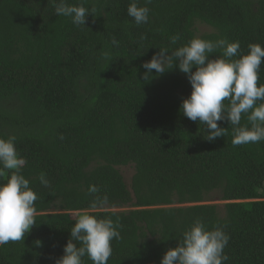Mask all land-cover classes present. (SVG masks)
<instances>
[{"label":"trees","instance_id":"16d2710c","mask_svg":"<svg viewBox=\"0 0 264 264\" xmlns=\"http://www.w3.org/2000/svg\"><path fill=\"white\" fill-rule=\"evenodd\" d=\"M130 2L68 0L95 9L77 26L56 15L53 0H0V136L16 138L19 171L38 197L36 224L0 245V264H55L84 212L119 225L107 264H161L198 219L230 236L224 264H264V140L234 146L222 120L226 135L208 141L206 126L181 110L192 91L186 74L153 70L144 81L142 66L195 36L239 41L242 54L264 46V0H139L150 9L140 25ZM201 25L212 32L199 35ZM248 115L241 125L251 127ZM127 166L130 187L119 170ZM9 177L0 167V183Z\"/></svg>","mask_w":264,"mask_h":264},{"label":"clouds","instance_id":"9594fccd","mask_svg":"<svg viewBox=\"0 0 264 264\" xmlns=\"http://www.w3.org/2000/svg\"><path fill=\"white\" fill-rule=\"evenodd\" d=\"M145 2L151 3V0ZM53 5L56 15L70 17L77 26H86L87 17L95 12L83 3L69 4L68 0H53ZM149 11L148 7L140 6L139 0H131L127 8L137 25L148 23ZM179 39V35L173 36L171 43L176 44ZM113 43L118 42L113 40ZM217 50L222 55L210 58ZM239 50V41L229 42L225 38L211 41L195 36L172 51L160 48L142 65L147 70L143 79L151 80L153 70L156 75H162L178 68L186 74L192 88L191 94L182 100V113L206 126L208 141L226 135L227 129L218 124L226 120L232 126L234 146L258 143L264 140V84L258 86L264 46L249 44L246 54ZM246 113L251 127L241 125L242 114ZM15 139L0 136V167L10 171L7 181L0 183V245L23 240L36 224L38 197L30 188V181L19 171L25 161L17 152ZM40 181L46 186L49 184L44 174ZM89 192L98 193L99 188L92 185ZM107 202V196L97 198L92 207ZM118 228L110 217L98 218L89 212L79 214L64 254L55 264H83L85 256L92 264H107L112 255V241L121 238ZM229 240L230 236L221 227L208 229L198 219L182 233L178 246L167 250L161 264H224L229 259L224 252Z\"/></svg>","mask_w":264,"mask_h":264},{"label":"rangeland","instance_id":"374dc122","mask_svg":"<svg viewBox=\"0 0 264 264\" xmlns=\"http://www.w3.org/2000/svg\"><path fill=\"white\" fill-rule=\"evenodd\" d=\"M211 32H212V30L210 28H208L207 26H204V25L198 26V34L199 35L209 34ZM119 170L121 171L126 184L130 187L131 179L135 174L134 168L132 166H127V167L119 168ZM209 204L218 205L219 208L222 210L225 203L220 202V201H214V202L209 203ZM123 210H128V209H117L116 211H123Z\"/></svg>","mask_w":264,"mask_h":264}]
</instances>
